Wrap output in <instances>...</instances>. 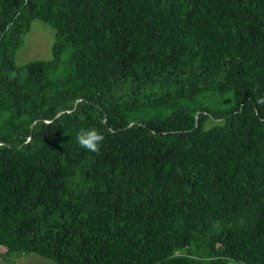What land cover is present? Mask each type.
Returning a JSON list of instances; mask_svg holds the SVG:
<instances>
[{
	"label": "trees",
	"instance_id": "1",
	"mask_svg": "<svg viewBox=\"0 0 264 264\" xmlns=\"http://www.w3.org/2000/svg\"><path fill=\"white\" fill-rule=\"evenodd\" d=\"M260 96L264 0H0V255L264 264Z\"/></svg>",
	"mask_w": 264,
	"mask_h": 264
},
{
	"label": "rangeland",
	"instance_id": "2",
	"mask_svg": "<svg viewBox=\"0 0 264 264\" xmlns=\"http://www.w3.org/2000/svg\"><path fill=\"white\" fill-rule=\"evenodd\" d=\"M52 40L53 30L51 29V27L38 19H33L31 21L29 31L22 36V43L16 50L14 56L15 64L19 66L24 64L26 61L35 58L49 59L51 57ZM15 256L16 255L7 256L5 259V263L21 264L19 263L18 258H16ZM22 258H30L34 260V263L32 264H55L52 261L45 258H41L35 254H27L22 256ZM228 264H235V262L228 261Z\"/></svg>",
	"mask_w": 264,
	"mask_h": 264
},
{
	"label": "clouds",
	"instance_id": "3",
	"mask_svg": "<svg viewBox=\"0 0 264 264\" xmlns=\"http://www.w3.org/2000/svg\"><path fill=\"white\" fill-rule=\"evenodd\" d=\"M257 104H264V96H260L256 100ZM105 137L95 127L81 129L76 134L78 145L91 152H99V146L103 143Z\"/></svg>",
	"mask_w": 264,
	"mask_h": 264
},
{
	"label": "crops",
	"instance_id": "4",
	"mask_svg": "<svg viewBox=\"0 0 264 264\" xmlns=\"http://www.w3.org/2000/svg\"><path fill=\"white\" fill-rule=\"evenodd\" d=\"M22 256H24V255H16V256H15L16 258H18L19 263H21V264H22V263H25V264H26V263H27V264H28V263H31V264L34 263V260H32V259H30V258L23 259Z\"/></svg>",
	"mask_w": 264,
	"mask_h": 264
},
{
	"label": "built area",
	"instance_id": "5",
	"mask_svg": "<svg viewBox=\"0 0 264 264\" xmlns=\"http://www.w3.org/2000/svg\"><path fill=\"white\" fill-rule=\"evenodd\" d=\"M0 264H6L5 263V258L3 256L0 255Z\"/></svg>",
	"mask_w": 264,
	"mask_h": 264
}]
</instances>
